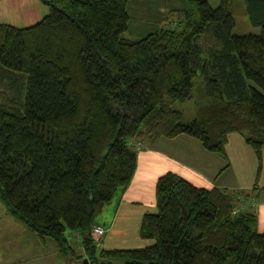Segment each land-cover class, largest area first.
Returning a JSON list of instances; mask_svg holds the SVG:
<instances>
[{
  "label": "trees",
  "instance_id": "1",
  "mask_svg": "<svg viewBox=\"0 0 264 264\" xmlns=\"http://www.w3.org/2000/svg\"><path fill=\"white\" fill-rule=\"evenodd\" d=\"M38 1L47 13L36 23H0V84L25 85L24 99L0 103L7 212L41 242L52 238L63 264H264L253 204L264 194V0H231L245 4L259 34H232L229 0L216 8L187 0L173 27L137 41L123 37L126 0ZM191 99L196 116L185 121L172 104ZM230 133L255 156L249 191L198 188L165 173L155 183V212L139 225V236L152 244L97 246L90 229L129 185L137 144L187 136L225 160L226 169ZM66 230L78 234L77 245Z\"/></svg>",
  "mask_w": 264,
  "mask_h": 264
},
{
  "label": "crops",
  "instance_id": "2",
  "mask_svg": "<svg viewBox=\"0 0 264 264\" xmlns=\"http://www.w3.org/2000/svg\"><path fill=\"white\" fill-rule=\"evenodd\" d=\"M178 1L180 5L175 3L176 0H156V9L151 11V0L145 1V4L141 0V4L134 12L141 25H146L148 29L146 34L165 28L167 23L173 21L178 13L186 8L183 6L187 5V0ZM22 10L20 0H0V23L13 26L12 20L5 22L7 12L19 15L21 22L27 24L26 27L34 24L33 21L37 22L36 13L30 10L21 12ZM128 18L130 19L129 14ZM158 26L160 28L156 29ZM159 142H164L169 148L178 144V152L170 154L167 150L158 148L156 144ZM147 143L148 146L144 141L145 149L137 153L135 172L127 188L117 192L102 210L98 215H101L102 219L94 220V225L105 228V234L101 238L104 249H125L152 244V239L139 236V225L145 213L155 212V183L157 178L165 173L176 174L198 188L216 187L228 193L236 192L231 191L236 188L246 190L253 185L256 171L255 156L243 138L236 133L228 134L224 145L228 163L226 169H223L225 166L223 159L205 151L197 141L187 136H178L174 139L161 137ZM231 179L235 181V187ZM259 186H264V148ZM76 235L78 234L75 233V237Z\"/></svg>",
  "mask_w": 264,
  "mask_h": 264
},
{
  "label": "rangeland",
  "instance_id": "3",
  "mask_svg": "<svg viewBox=\"0 0 264 264\" xmlns=\"http://www.w3.org/2000/svg\"><path fill=\"white\" fill-rule=\"evenodd\" d=\"M144 4L145 1L143 0ZM156 0H151V11H154L153 9H156L157 3H155ZM184 0H182L183 2ZM21 4L23 5V10H30L34 13H36V19L37 21L40 20L46 13L47 8L42 5L38 0H20ZM208 4L212 8H216L220 0H207ZM178 5H180V1L176 2ZM230 7H235V25L232 29V34L234 35H246V34H259L260 33V27H254L249 22V19L247 15L245 14V4L241 2H236L234 4H231V0H229ZM141 4V0H127V11L130 16V19L127 23V30L123 33L124 38L129 39H135L139 40L144 35H146V31L148 30L146 28V25H141V21L139 18L135 15L136 11L135 9L138 8V6ZM25 7V8H24ZM185 4L183 8H185ZM242 7V9H241ZM182 8V9H183ZM23 10L21 12H23ZM243 10V12H242ZM20 9L17 14L19 13ZM16 13L9 12L6 13L7 20L5 22H8L12 20L13 26L16 27H26L27 24L21 22V17L19 19V15H16ZM178 19V15L174 18L173 21L167 23L165 27H173L174 22ZM33 23H36L33 21ZM32 24V23H31ZM160 28L158 26L156 29ZM177 31H180V27L177 28ZM203 46L209 45L208 41L206 39H203L202 41ZM202 81V78L199 74H197V77L195 78V83L198 84ZM10 82L8 80L3 81V83L0 84V103L4 102L5 98H12L14 100H17V96L24 99L25 96V85L19 83L17 87L10 88ZM172 108L174 110L179 111L185 121H192L196 116V107L194 105L193 100H188L185 102H174L172 104ZM146 146H148L147 140H145ZM141 149H145L144 147V141H141ZM156 146L162 150H167L170 154L173 152H178V144H174L173 148H169L166 146L164 142H159L156 144ZM137 147V145H136ZM141 149L138 150L137 153L141 151ZM225 161V160H224ZM226 164V161H225ZM232 185L235 187V181L231 179ZM238 189V190H237ZM243 188H236L232 189L231 191H249V189L242 190ZM254 204V210L256 213V224L254 226V230L256 232H263L264 231V194H260L259 199L255 200L253 202ZM105 216V214H104ZM96 220L102 219V216H96ZM101 226V225H100ZM103 227V226H102ZM105 229V228H104ZM65 235L67 239L71 242V244L76 243L78 244L77 238H75V232L72 230H66ZM101 236L100 238L95 239L97 242V246L99 248L103 247V241ZM74 246L75 250L79 253L81 252L78 250L77 246ZM64 263V256L58 251L56 248L52 238L46 237L44 239V242H41L39 237L36 235L34 231L29 229L21 220L18 218L10 215L3 202L0 199V264H63Z\"/></svg>",
  "mask_w": 264,
  "mask_h": 264
},
{
  "label": "built area",
  "instance_id": "4",
  "mask_svg": "<svg viewBox=\"0 0 264 264\" xmlns=\"http://www.w3.org/2000/svg\"><path fill=\"white\" fill-rule=\"evenodd\" d=\"M140 147H141V144H137V148H140ZM90 234L93 238L98 239L105 234V229L104 227L100 225H93L90 229Z\"/></svg>",
  "mask_w": 264,
  "mask_h": 264
},
{
  "label": "water",
  "instance_id": "5",
  "mask_svg": "<svg viewBox=\"0 0 264 264\" xmlns=\"http://www.w3.org/2000/svg\"><path fill=\"white\" fill-rule=\"evenodd\" d=\"M70 264H89V261L86 258H83V259L74 261V262H72Z\"/></svg>",
  "mask_w": 264,
  "mask_h": 264
}]
</instances>
